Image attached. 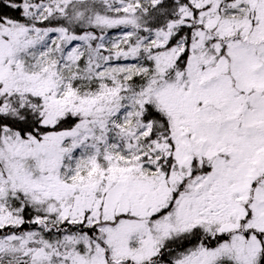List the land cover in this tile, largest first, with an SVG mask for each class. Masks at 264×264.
I'll list each match as a JSON object with an SVG mask.
<instances>
[{
	"label": "snow or ice",
	"instance_id": "snow-or-ice-1",
	"mask_svg": "<svg viewBox=\"0 0 264 264\" xmlns=\"http://www.w3.org/2000/svg\"><path fill=\"white\" fill-rule=\"evenodd\" d=\"M0 264H264V0H0Z\"/></svg>",
	"mask_w": 264,
	"mask_h": 264
},
{
	"label": "rangeland",
	"instance_id": "rangeland-1",
	"mask_svg": "<svg viewBox=\"0 0 264 264\" xmlns=\"http://www.w3.org/2000/svg\"><path fill=\"white\" fill-rule=\"evenodd\" d=\"M114 34V33H113Z\"/></svg>",
	"mask_w": 264,
	"mask_h": 264
}]
</instances>
